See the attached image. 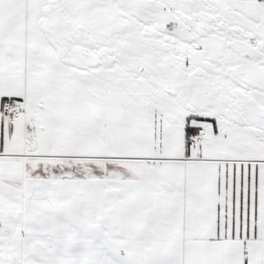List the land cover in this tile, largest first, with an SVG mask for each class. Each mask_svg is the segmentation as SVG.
<instances>
[{"label": "snow or ice", "instance_id": "1", "mask_svg": "<svg viewBox=\"0 0 264 264\" xmlns=\"http://www.w3.org/2000/svg\"><path fill=\"white\" fill-rule=\"evenodd\" d=\"M0 264H264V0H0Z\"/></svg>", "mask_w": 264, "mask_h": 264}]
</instances>
